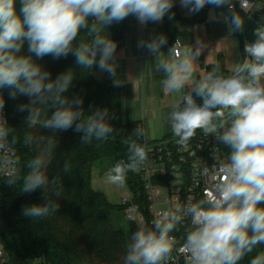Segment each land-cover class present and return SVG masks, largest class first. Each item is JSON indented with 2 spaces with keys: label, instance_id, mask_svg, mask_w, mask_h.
<instances>
[{
  "label": "clouds",
  "instance_id": "clouds-1",
  "mask_svg": "<svg viewBox=\"0 0 264 264\" xmlns=\"http://www.w3.org/2000/svg\"><path fill=\"white\" fill-rule=\"evenodd\" d=\"M175 0H0V89L8 88L10 95L29 98L18 110L27 112L29 128L39 126L51 132L73 129L82 133L81 143L94 139L107 140L114 132L109 123L108 109L97 108L88 114L81 97L69 98L76 78L73 69L51 79V73L37 60L75 57L77 67L87 71L97 67L112 78L113 86L122 84L117 74V42L105 32L107 26L134 16L141 25L160 23L169 15ZM189 15L199 13L206 5L225 7L227 13L214 20H223L229 36L244 29V17L233 11V0H179ZM247 12L252 5L241 0ZM83 30L84 35H81ZM255 40L244 45L245 57L233 63L225 74L218 62L211 70L194 79L197 59L204 45L186 53L178 39L167 53L163 34L148 40L141 39L138 47L154 59V71L163 73L161 84L166 95L176 96L166 116L175 143L187 148L197 131L212 135L230 149L218 161L216 178L211 190L201 199L187 198L158 213L151 225L140 224L130 236L123 264H175V253L182 252L184 264H240L258 245H264V24L254 30ZM25 45L26 52H25ZM188 89L187 91L185 89ZM200 98L201 103L197 102ZM5 101L0 94V168L7 169L9 185L22 181L20 191L32 193L51 183L59 196L60 178L49 180L43 171L57 140L41 137L45 148L41 156L27 162L28 171L17 174L20 160L15 146L18 137L3 116ZM50 110L42 120L41 109ZM114 118V117H112ZM74 126V128H73ZM125 140L127 160L117 161L106 173L109 184L126 186L127 174L138 173L150 161L144 131L137 127ZM31 135L24 137L30 145ZM218 149L213 150L216 156ZM217 159V157H216ZM72 165L64 161L63 171ZM206 171V170H205ZM46 196V195H45ZM59 210L56 201L33 204L22 209V215L37 221ZM190 221L181 248L177 247L174 232L185 220ZM250 264H264V251L251 259Z\"/></svg>",
  "mask_w": 264,
  "mask_h": 264
},
{
  "label": "trees",
  "instance_id": "trees-1",
  "mask_svg": "<svg viewBox=\"0 0 264 264\" xmlns=\"http://www.w3.org/2000/svg\"><path fill=\"white\" fill-rule=\"evenodd\" d=\"M212 7L206 5L199 13L193 14L189 24L193 26L205 22ZM18 9L19 0H17ZM237 12L243 13L240 10ZM173 13L172 19L165 16L164 21L169 36L175 41L181 34L178 25L184 21L176 0L169 15ZM247 16L246 14L245 29L248 36L256 25ZM110 28L113 40L118 45L117 52L127 35L128 25L123 20L113 23ZM81 35H84L83 30ZM26 47L25 45V52ZM37 63L51 73V79L73 69L76 78L68 93L69 98L81 97L82 107L88 114L97 108L108 109L109 123L113 126L114 132L107 140L94 139L90 144H82V133H76L73 129L51 132L49 129L41 128L39 124L29 128L26 124L28 113L18 110L20 105L29 103V98L22 95L13 98L10 95L11 89H1L8 125L14 129V134L18 137L15 146L20 160L17 174L22 176L26 173L27 162L42 155L45 143L41 141V137L52 136L57 140V144L51 158H46L43 171L48 175L49 180L55 176L60 178L59 196L54 195L57 186L51 183L44 189H37L32 193L20 191L22 181L15 185H9L6 180L1 183L0 234L4 249L9 256V264H123L127 245L131 241L123 228L118 225L115 215L124 209L121 205L111 203L103 192L92 188V170L97 163L106 159H111L113 165L121 159L127 160L125 140L135 139L132 133L141 125L123 121L121 95L107 73L102 80L96 79L92 69L87 71L77 67L75 57L71 54L60 59H53L50 55L45 56L37 60ZM219 64L221 70L227 74L228 70L221 63ZM211 68L212 66L208 71ZM197 102L202 101L197 98ZM47 115H50V110L46 107L42 108L40 119ZM26 135L32 136L31 144L27 146L23 143ZM163 139L174 143L176 137L170 129ZM143 142L144 139L140 141ZM65 160L72 165L70 172L63 171ZM126 183L135 197L146 205L138 176L129 172ZM48 199L59 204L56 213L37 221L22 215L25 206L45 204ZM129 229L132 234L135 225L130 224ZM262 251L264 245H258L252 253L240 261V264H250L251 259Z\"/></svg>",
  "mask_w": 264,
  "mask_h": 264
},
{
  "label": "crops",
  "instance_id": "crops-1",
  "mask_svg": "<svg viewBox=\"0 0 264 264\" xmlns=\"http://www.w3.org/2000/svg\"><path fill=\"white\" fill-rule=\"evenodd\" d=\"M176 3L184 19L179 23L178 30L191 35V44H184L181 52L186 53L189 48L195 51L197 47L204 45L197 59L194 79L207 72L216 62L221 63L229 71L233 63L244 59L245 43L255 40L254 32L250 33L253 38H250V34L247 36L246 14L240 13L244 17L243 31L229 36L228 26L223 20L210 18V14L219 17L221 13H227V8L212 7L205 22L192 26L189 24V19L193 14L189 15L186 9L181 8L179 0H176ZM255 10L254 15L247 16L249 19L258 16L259 12L264 10V0L258 2ZM125 21L128 32L121 48L116 52L117 74L122 80L121 86L117 88L122 99L123 121L140 124L145 134L144 140L160 141L170 132L171 128L166 116L172 110L171 105L174 99L179 98V94L174 97L163 92L161 84L163 73L154 71L155 58L137 45L141 39L148 40L163 34L167 37V44L161 51L167 53L175 41L167 32L164 18L160 23L148 22L146 25H141L134 16H129ZM105 32L113 40L110 26L105 28ZM92 73L98 80H102L106 74L100 72L97 67L92 69Z\"/></svg>",
  "mask_w": 264,
  "mask_h": 264
},
{
  "label": "built area",
  "instance_id": "built-area-1",
  "mask_svg": "<svg viewBox=\"0 0 264 264\" xmlns=\"http://www.w3.org/2000/svg\"><path fill=\"white\" fill-rule=\"evenodd\" d=\"M259 1L248 0L252 7L245 12L241 6V0H233V11L240 10L247 15H254ZM178 39L184 46L183 40ZM0 94H2L1 89ZM3 116L8 123L5 107ZM143 143L147 145L150 163L134 174L140 179L147 204H142L130 190V197L123 198L121 205L127 219L135 225V231L142 223L150 226L152 220L161 211L176 204L186 203L189 196H192L194 200L203 198L211 190V185L215 181L218 161L230 154V149L220 144L214 136H204L200 131H197L194 140L189 141L187 148H181L175 142L164 139L153 142L144 140ZM214 149L219 150L216 156L213 154ZM7 172V169L0 168V185L7 180ZM190 226V221L186 219L179 226L178 231L173 233L176 236L178 248L182 247L186 230ZM174 255L175 264H184L182 252ZM9 262L0 234V264H9Z\"/></svg>",
  "mask_w": 264,
  "mask_h": 264
},
{
  "label": "rangeland",
  "instance_id": "rangeland-1",
  "mask_svg": "<svg viewBox=\"0 0 264 264\" xmlns=\"http://www.w3.org/2000/svg\"><path fill=\"white\" fill-rule=\"evenodd\" d=\"M250 19L256 25V27L253 29V32L258 26L264 24V15L260 17L258 16L250 17ZM253 37L250 34V38ZM112 166L113 163L111 159H106L102 162L97 163L94 166L92 170V188L96 191L103 192L111 203L120 206L122 205L123 198L125 197L129 198L131 193L127 183L124 188H119L107 182L106 173L108 169L111 168ZM115 217L117 218L118 225L122 227L123 230L126 232L127 236L130 237L131 233L129 226L131 223L127 219L125 212L124 211L117 212Z\"/></svg>",
  "mask_w": 264,
  "mask_h": 264
},
{
  "label": "water",
  "instance_id": "water-1",
  "mask_svg": "<svg viewBox=\"0 0 264 264\" xmlns=\"http://www.w3.org/2000/svg\"><path fill=\"white\" fill-rule=\"evenodd\" d=\"M263 15H264V10L261 13L258 14L259 17L263 16ZM180 36H181L184 44H186V45H190L191 44V35L188 32H185V31L181 32Z\"/></svg>",
  "mask_w": 264,
  "mask_h": 264
}]
</instances>
